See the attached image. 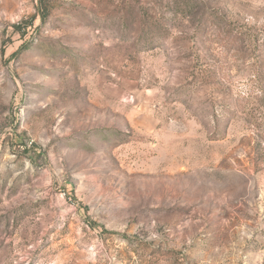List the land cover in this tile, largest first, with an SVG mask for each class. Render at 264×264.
Listing matches in <instances>:
<instances>
[{
    "label": "rangeland",
    "instance_id": "obj_1",
    "mask_svg": "<svg viewBox=\"0 0 264 264\" xmlns=\"http://www.w3.org/2000/svg\"><path fill=\"white\" fill-rule=\"evenodd\" d=\"M0 264H264V0H0Z\"/></svg>",
    "mask_w": 264,
    "mask_h": 264
}]
</instances>
